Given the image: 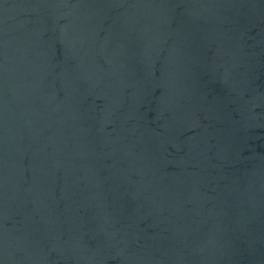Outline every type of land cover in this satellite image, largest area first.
Returning <instances> with one entry per match:
<instances>
[{
  "label": "water",
  "instance_id": "water-1",
  "mask_svg": "<svg viewBox=\"0 0 264 264\" xmlns=\"http://www.w3.org/2000/svg\"><path fill=\"white\" fill-rule=\"evenodd\" d=\"M0 264H264V0H0Z\"/></svg>",
  "mask_w": 264,
  "mask_h": 264
}]
</instances>
